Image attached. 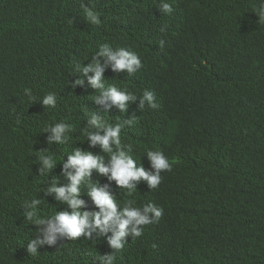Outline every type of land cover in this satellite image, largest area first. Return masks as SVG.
Returning <instances> with one entry per match:
<instances>
[{"label":"clouds","instance_id":"9594fccd","mask_svg":"<svg viewBox=\"0 0 264 264\" xmlns=\"http://www.w3.org/2000/svg\"><path fill=\"white\" fill-rule=\"evenodd\" d=\"M0 264H264V0H0Z\"/></svg>","mask_w":264,"mask_h":264},{"label":"bare ground","instance_id":"6f19581e","mask_svg":"<svg viewBox=\"0 0 264 264\" xmlns=\"http://www.w3.org/2000/svg\"><path fill=\"white\" fill-rule=\"evenodd\" d=\"M133 11H135V10H133ZM87 118H88V116L86 115V121H87Z\"/></svg>","mask_w":264,"mask_h":264}]
</instances>
